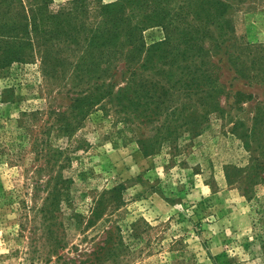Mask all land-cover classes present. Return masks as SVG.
<instances>
[{"label":"rangeland","instance_id":"obj_1","mask_svg":"<svg viewBox=\"0 0 264 264\" xmlns=\"http://www.w3.org/2000/svg\"><path fill=\"white\" fill-rule=\"evenodd\" d=\"M0 264H264V0H0Z\"/></svg>","mask_w":264,"mask_h":264}]
</instances>
